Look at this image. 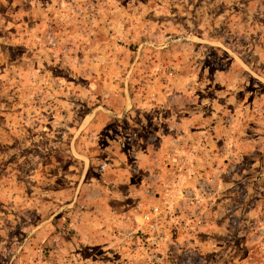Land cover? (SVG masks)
<instances>
[{
	"label": "rangeland",
	"instance_id": "rangeland-1",
	"mask_svg": "<svg viewBox=\"0 0 264 264\" xmlns=\"http://www.w3.org/2000/svg\"><path fill=\"white\" fill-rule=\"evenodd\" d=\"M0 264H264V0H0Z\"/></svg>",
	"mask_w": 264,
	"mask_h": 264
},
{
	"label": "built area",
	"instance_id": "built-area-1",
	"mask_svg": "<svg viewBox=\"0 0 264 264\" xmlns=\"http://www.w3.org/2000/svg\"><path fill=\"white\" fill-rule=\"evenodd\" d=\"M157 212V209H153V213H156Z\"/></svg>",
	"mask_w": 264,
	"mask_h": 264
}]
</instances>
